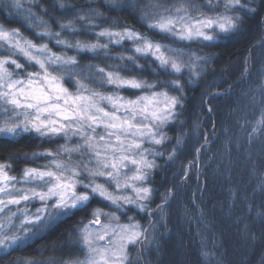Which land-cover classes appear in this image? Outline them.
Here are the masks:
<instances>
[{
	"label": "snow or ice",
	"instance_id": "obj_1",
	"mask_svg": "<svg viewBox=\"0 0 264 264\" xmlns=\"http://www.w3.org/2000/svg\"><path fill=\"white\" fill-rule=\"evenodd\" d=\"M99 3L108 11L136 14V0ZM148 7L152 11L141 9L138 22L186 47L153 41L133 27L118 26L119 21H109L100 7L77 6L67 0L51 4L47 0H0V13L19 18L36 37L0 24V141L18 142L24 137L47 144L64 141L56 148L0 157V252L22 250L80 214L69 236L70 247L78 248L83 256L68 260L19 257L15 264H142L144 254L158 251L159 241L171 234L172 201L192 169L201 174L199 156L210 143L205 133L196 157L175 165L191 136L182 131L190 111H195L189 109L188 90L215 74L209 65L216 57L190 46L224 43L242 35L250 21L264 29V0H151ZM60 10L70 12L71 17L54 14ZM81 35L95 39L78 38ZM125 42L132 47L113 54L112 48H123ZM253 47L264 48V36ZM82 54H91L99 63L81 64ZM145 72L157 78L149 81ZM231 89L230 85L224 91H201L200 112L206 102L230 95ZM258 89L259 99L253 96L251 112L246 107L240 115V109H234L233 126L239 134L234 138L230 128L224 129L222 157H231L233 145L239 150L245 137L251 142L264 136V83ZM213 111L207 108V114ZM200 112L188 125L197 140ZM177 129L179 134H169ZM212 135L211 143H215L214 122ZM36 159L47 163L26 166L19 176L12 174L17 161ZM171 167H176L172 186L156 203L155 177ZM257 187L264 192V178ZM94 201L103 207H91ZM33 205L39 206L33 211ZM257 215L264 220V212ZM205 216L201 210L198 221ZM122 218L127 222L122 223ZM185 219L190 222L192 218ZM250 238L255 240L254 235ZM206 249L202 243L200 255L212 264L216 254Z\"/></svg>",
	"mask_w": 264,
	"mask_h": 264
},
{
	"label": "trees",
	"instance_id": "obj_2",
	"mask_svg": "<svg viewBox=\"0 0 264 264\" xmlns=\"http://www.w3.org/2000/svg\"><path fill=\"white\" fill-rule=\"evenodd\" d=\"M47 2L51 4L52 0H47ZM67 2L77 6L100 7L109 21H119L118 26L127 25L139 32L148 30L138 20L143 14L141 9L146 12L152 11L148 7L151 0H136L135 15L129 10L108 11L100 5L99 0L95 3H86V0H67ZM197 2L203 3V0H197ZM54 14L71 17V13L64 10ZM0 24L20 28L25 36L36 39L34 32L27 29L19 18L0 13ZM103 26L107 27L108 24L104 23ZM152 33L149 35L153 40L166 41L167 39L154 31ZM262 36H264V29L257 27L255 21H250L242 35L225 40L219 45L207 47L208 55L216 57L215 62L210 65V68L215 69V74L208 75L201 80L198 88L188 90L189 109L195 108V111H190L187 116L188 125L195 120L196 112H200L201 91H206V93L224 91L231 85V94L212 99L204 104V111L200 112L199 116L201 122L199 140L196 139V133L192 132L188 125H185L182 130L191 132V136L186 142L185 151L175 161L176 166L181 163L187 164L189 160L196 157V149L204 143L205 133H208L210 143L205 146L199 156L201 174L198 176L196 169H192L190 179L181 187L176 199L172 201V216L168 224L171 234L165 235L159 241L158 251L154 249L146 253L149 257L146 261L149 264H207V261L200 255L202 243H206L207 251L216 254L212 258V264H216L217 260L220 264H261L264 259V220L257 215L258 212H264V192L257 187L264 178V136H258L251 142L245 137L239 150L233 145L231 157H222L219 154L223 147L224 129L230 128V134L234 138L239 134V129L233 126L236 120L234 109L239 108L240 115H243L246 107L251 112L255 107L251 103L253 96L259 99L258 85L264 83V48L253 47V45ZM78 38H86L89 41L95 39L83 35ZM36 42L44 41L36 40ZM121 51L123 48L119 46L112 48L113 54ZM246 58L247 64L245 63ZM90 62L99 63L92 59L91 54L80 56L81 64ZM143 76L149 81L157 78L149 72L143 73ZM221 79L223 83H213ZM123 94L126 95L127 92ZM209 106L214 108L211 115L207 114ZM213 122L217 135L215 143H211ZM240 123L243 121L241 120ZM180 131L177 129L175 133H170L177 135ZM43 147V143L38 138L32 137L20 138L18 142L0 141V157H7L13 153L30 154L43 150ZM35 161H17L13 174L18 175L21 168L33 165ZM159 163L163 164V161ZM175 170L176 167H171L170 170L162 171L155 177L156 186L159 187L156 203H160L159 197L172 186L171 177ZM233 193H238V195L234 197ZM194 197L195 205H193ZM250 205L251 211H249ZM152 207H155V204ZM201 210L206 213V216L203 221H198L197 217ZM185 216L191 217V221L185 219ZM79 218L80 214H77L73 220H65L43 233L42 238L30 242L29 246L22 250H13L0 255V264H15L19 257L40 259L55 257L58 260L79 258L80 251L78 248L70 247L72 239L69 236L70 226ZM245 225H247V231H245ZM161 231L163 232L164 229ZM251 235L255 236V240L250 238ZM146 261L142 258V264Z\"/></svg>",
	"mask_w": 264,
	"mask_h": 264
},
{
	"label": "rangeland",
	"instance_id": "obj_3",
	"mask_svg": "<svg viewBox=\"0 0 264 264\" xmlns=\"http://www.w3.org/2000/svg\"><path fill=\"white\" fill-rule=\"evenodd\" d=\"M149 4H150V2H149ZM149 31H150V32H149ZM152 31H153V30H147V32H141V33H143V34H145L146 36L150 37L149 33H152ZM138 32H139V31H138ZM154 32H155V33H158V32H156V31H154ZM152 34H153V33H152ZM158 35H159V36H164V35H162V34H160V33H158ZM165 37H166V36H165ZM150 38H151V37H150ZM166 38H167L166 41H164L163 39L158 40V41L161 42V43H164V44H171L173 47H186V45H179V44H176L174 41H171L168 37H166ZM151 39H152V38H151ZM152 40H153V39H152ZM153 41H157V40H153ZM131 47H132L131 43H129V42H125L124 45H123V50H124V49H127V48H131ZM190 47L195 48V49H199L200 52H201V54H203V55H208L209 50L207 49V47H202L201 45H198V44H193V45H191ZM55 50L58 51L59 49H55ZM69 53H70V52H69ZM72 54H73V53H72ZM72 54H69V55H72ZM209 67H210V65H209ZM185 75H187V74L185 73ZM137 94H139V93H137ZM126 95H132V93L127 92ZM0 119H2V117H0ZM169 134L172 135L171 133H169ZM40 142H41V141H40ZM62 143H64L63 140H57L54 144L43 143V146H44V147H43V150H45V149H47V148H56L58 145H60V144H62ZM43 150H38V151H43ZM45 163H47V160H45V159H36L35 163H33V165H30V166L34 167V166L43 165V164H45ZM23 168H24V167H23ZM23 168H21L20 171H21ZM20 171H19V174H20ZM12 174H13V173H12ZM19 174H18L17 176H19ZM13 175H15V174H13ZM38 206H39V205H33V206H32V210L34 211V210H35V207H38ZM92 207H103V205L100 204V203H98V202H96V201H94ZM104 210H105V211H111V209H107V208H105ZM129 215H132V213H130ZM138 219H139V217H138ZM105 222H107V221H105ZM121 222H122V223H126V222H127L126 218H122ZM142 222H145V221H142ZM131 251H132V255L135 256V252H136V250H135V249H132ZM2 254H3V253L0 252V255H2ZM79 258H80V259L83 258L82 254H81V256H80ZM143 259H144V261H146V260L149 259V257H147V254H146V253H145L144 256H143ZM146 262H147V261H146ZM147 264H149V262H147Z\"/></svg>",
	"mask_w": 264,
	"mask_h": 264
}]
</instances>
